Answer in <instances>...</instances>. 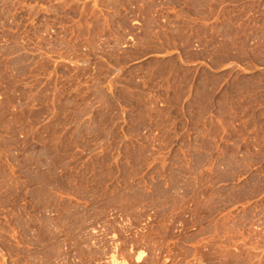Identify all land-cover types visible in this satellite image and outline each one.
Wrapping results in <instances>:
<instances>
[{
	"label": "rangeland",
	"instance_id": "obj_1",
	"mask_svg": "<svg viewBox=\"0 0 264 264\" xmlns=\"http://www.w3.org/2000/svg\"><path fill=\"white\" fill-rule=\"evenodd\" d=\"M0 264H264V0H0Z\"/></svg>",
	"mask_w": 264,
	"mask_h": 264
},
{
	"label": "bare ground",
	"instance_id": "obj_2",
	"mask_svg": "<svg viewBox=\"0 0 264 264\" xmlns=\"http://www.w3.org/2000/svg\"><path fill=\"white\" fill-rule=\"evenodd\" d=\"M64 229H65V228H64ZM64 229H63L62 231H64ZM66 229H67V227H66ZM68 229H69V228H68ZM64 232H65V231H64ZM71 232H72V231H71ZM55 233H56V232H55ZM59 233H60V232H59ZM65 233H66V232H65ZM69 233H70V232H69ZM70 234H71V233H70ZM70 234H69V235H70ZM55 235H58V234H55ZM67 235H68V234H67Z\"/></svg>",
	"mask_w": 264,
	"mask_h": 264
}]
</instances>
